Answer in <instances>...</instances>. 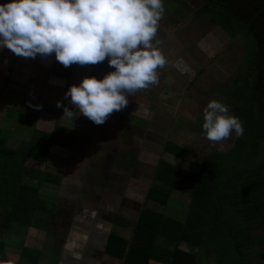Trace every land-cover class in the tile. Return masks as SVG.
I'll list each match as a JSON object with an SVG mask.
<instances>
[{
  "label": "crops",
  "instance_id": "1",
  "mask_svg": "<svg viewBox=\"0 0 264 264\" xmlns=\"http://www.w3.org/2000/svg\"><path fill=\"white\" fill-rule=\"evenodd\" d=\"M164 6L156 46L166 63L157 83L129 96L103 124L75 112L63 117L65 107L74 109L64 93L85 76L114 71L107 58L65 67L54 54L32 59L0 50V264H122L109 254L111 238L130 241L146 209L166 212L148 199L159 163L199 170L185 167L188 151L171 139L176 123L182 135L196 134L184 129L196 125L176 121L170 107L180 101L188 113L194 112L188 104L225 103L246 55L231 83L219 80L229 70L227 62L216 67L219 32L234 38L185 0ZM168 142L186 151L183 159L165 150Z\"/></svg>",
  "mask_w": 264,
  "mask_h": 264
},
{
  "label": "trees",
  "instance_id": "2",
  "mask_svg": "<svg viewBox=\"0 0 264 264\" xmlns=\"http://www.w3.org/2000/svg\"><path fill=\"white\" fill-rule=\"evenodd\" d=\"M196 14L240 36L246 57L224 91L230 112L243 121L228 150L212 147L197 172L161 161L148 199L167 207L172 191L189 196L183 219L146 209L130 241L111 238L109 254L122 264H264V0H199ZM246 51V50H244ZM183 159L186 151L168 142ZM184 247V248H183Z\"/></svg>",
  "mask_w": 264,
  "mask_h": 264
},
{
  "label": "clouds",
  "instance_id": "3",
  "mask_svg": "<svg viewBox=\"0 0 264 264\" xmlns=\"http://www.w3.org/2000/svg\"><path fill=\"white\" fill-rule=\"evenodd\" d=\"M164 0H5L0 3V50L23 58L55 56L63 66L105 61L114 71L85 76L64 93L74 109L103 124L129 96L158 81L166 61L156 39ZM60 106V102H57ZM202 134L213 146L244 134L243 121L225 103L212 99L202 110ZM74 118V119H75Z\"/></svg>",
  "mask_w": 264,
  "mask_h": 264
},
{
  "label": "rangeland",
  "instance_id": "4",
  "mask_svg": "<svg viewBox=\"0 0 264 264\" xmlns=\"http://www.w3.org/2000/svg\"><path fill=\"white\" fill-rule=\"evenodd\" d=\"M179 2V0H178ZM185 3L188 7V9H198L200 6V3L198 0H185ZM183 5V4H182ZM208 22V21H205ZM220 28V27H219ZM205 32V31H204ZM204 42H209L208 34H204ZM218 41L221 43L220 44V50L218 53V62L216 63V67H219L222 69V66L224 65L223 63H228V69L229 70H224V73L222 74L221 71V76L219 80L222 81H227L228 83H231L232 78L234 77L235 70H236V65L237 63L246 55L248 48L245 46V48L241 49V45L243 44L244 40L240 36H236L234 39H228L221 31L219 32V37ZM211 42V41H210ZM246 50V51H244ZM246 52V53H245ZM246 57V56H245ZM244 59V58H243ZM214 80L213 84H216L218 81ZM203 86V85H202ZM204 88L208 87V85H204ZM174 97V96H173ZM198 97V96H197ZM211 98V97H210ZM171 105V116L175 117L176 121L179 118H182V120H186L185 122L191 123L193 122L196 126H184V129H187L189 131H198L196 134H192L191 132L189 134H181L182 133V128H179L176 125L173 127V132L171 135V139L178 142L180 139V144L183 145L187 151V160L185 167L192 169L196 167V164L199 166V162L201 160V157L205 156L207 153V150L213 146L207 139L204 138L202 135V123L203 119H197L196 116L199 114L201 111L195 109V106H198L202 109L204 108L205 105H202L201 103H198L191 106V104H188L190 108L194 109V112H186L184 110L185 104L179 105L178 102H174ZM184 101V100H183ZM186 101V100H185ZM183 103V102H182ZM200 115V114H199ZM172 120V119H171ZM183 122V123H185ZM233 142V136L230 138L224 140L221 143H217L215 147H218L221 150H228L232 146ZM184 165V164H183ZM188 203H189V196L185 192H177V191H172L170 194V198L167 204V207L165 209L166 213L169 214L171 217L176 218V219H183L184 216L187 213L188 210ZM160 210H163V207H159ZM184 248V247H183ZM207 262H211V264H214V256L211 253H207ZM210 264V263H209Z\"/></svg>",
  "mask_w": 264,
  "mask_h": 264
}]
</instances>
